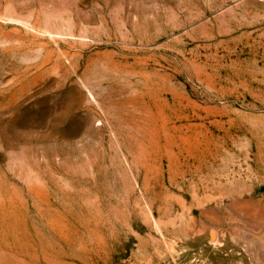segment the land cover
<instances>
[{"label":"rangeland","instance_id":"1","mask_svg":"<svg viewBox=\"0 0 264 264\" xmlns=\"http://www.w3.org/2000/svg\"><path fill=\"white\" fill-rule=\"evenodd\" d=\"M0 264H264V0H0Z\"/></svg>","mask_w":264,"mask_h":264},{"label":"bare ground","instance_id":"2","mask_svg":"<svg viewBox=\"0 0 264 264\" xmlns=\"http://www.w3.org/2000/svg\"><path fill=\"white\" fill-rule=\"evenodd\" d=\"M212 236V238H214V234L213 235H211Z\"/></svg>","mask_w":264,"mask_h":264}]
</instances>
